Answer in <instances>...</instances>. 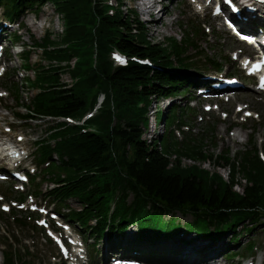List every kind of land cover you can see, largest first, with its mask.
<instances>
[{
  "label": "trees",
  "instance_id": "trees-1",
  "mask_svg": "<svg viewBox=\"0 0 264 264\" xmlns=\"http://www.w3.org/2000/svg\"><path fill=\"white\" fill-rule=\"evenodd\" d=\"M116 2L0 0L9 20L18 18L25 10L38 13L46 3H51L63 19L58 39L48 32L41 42H35L48 64L39 63L35 68L30 63L25 65L35 74V79H27V83L39 92L26 105L28 114L15 113L19 119H61L50 127L48 138L36 141V163L44 165L43 179L45 175L54 186L45 193L35 189V193L69 208L63 215L79 226V232L91 246L92 259L97 256L94 253L98 251V241L105 235L121 239L129 227L137 228L136 247L144 252V245L150 244L156 254L171 237L187 230L210 238L230 233V240L238 242L242 233L248 234L264 223L261 150L250 142L235 157H231L230 150L215 156L205 148L204 140H217L216 120H207L194 136L189 117L194 107L189 101L185 106L172 101L167 110H157V123H166L167 131L150 141L144 138L153 99L188 95L190 87H194V79L178 77L176 71L187 73L192 66V57L186 54L193 41L188 40H193L198 30L188 31L182 41L175 37H168V43L152 41L137 12H126L124 0ZM11 37L21 41L22 36L15 31ZM116 54L126 57V62L119 63ZM23 56L30 61L26 48ZM75 57L77 61L72 66L70 61ZM210 62L212 69L226 68L224 62ZM64 71L72 77L71 85L61 80ZM18 92L16 85L19 100ZM67 117L82 123L68 122L64 119ZM194 117L199 120L197 115ZM178 132L182 134L180 139ZM184 158L213 159L218 165H227L228 179L196 164L183 165ZM36 179V175L30 176L35 185L39 184ZM242 179L246 183L238 192L234 187L242 184ZM12 197L17 200L11 201L16 202L26 199L22 192ZM70 200H76L80 207L72 208ZM144 208L165 216L171 225L176 223L180 228L169 226L159 231L150 226L149 218L136 219L135 214ZM0 213L6 211L1 209ZM187 215L192 218L186 221ZM8 217L21 227L31 225V229L40 230L36 212L22 215L13 211ZM201 225H205L203 229L199 228ZM87 232L94 236L93 241ZM3 247L4 264H39L30 248H16L9 238ZM248 248L253 251L256 246L250 242ZM238 256V252L232 254V258Z\"/></svg>",
  "mask_w": 264,
  "mask_h": 264
},
{
  "label": "rangeland",
  "instance_id": "rangeland-1",
  "mask_svg": "<svg viewBox=\"0 0 264 264\" xmlns=\"http://www.w3.org/2000/svg\"><path fill=\"white\" fill-rule=\"evenodd\" d=\"M116 4V0H111ZM124 10L128 13H132L131 10H135L138 14V18L143 20L147 17L146 13H142L139 7V0H124ZM162 10L155 11L157 14L153 20L148 23L146 22V28L148 30L149 38L152 41H160L168 43V37H175L177 40L182 41L188 36V31L197 29L198 32L194 34L195 37L188 41H193V46L189 47V51L186 55L191 56L193 60L192 66L189 71L180 72L176 71V75L181 78H192L194 82L200 84L205 78L210 76H201L199 74H209L212 77L216 76L217 70L212 69L210 61L224 62L226 68L223 69L222 73L236 76L246 80L245 74L241 69V61L236 59V56L248 48V45L241 41L239 38L231 35L227 29L223 28L219 24V17L215 16L212 11L204 12L202 7L195 6L192 0H163L161 5ZM168 10L167 14L164 9ZM0 16L2 17L3 23L10 27H0L4 32L2 39L7 41L9 44V35H13L15 31L20 30L21 41L19 42L28 51H30V61L27 62L23 55L15 57L12 51L5 52L3 45H0V52L2 58L5 59L1 63L0 68V137L6 138L5 134H9V138L18 139L19 137L23 140L20 142L21 146L24 147L26 152H29L28 158L19 164L12 165L6 164L0 159V166H2V173L6 174V179H0V195L7 197L0 199V206L6 201L17 200L12 196L19 195L20 192L26 195L24 203L17 207H13L9 210V206L4 205L7 212L6 214L0 213V264H4L5 259L2 254L3 243L6 242L7 238L13 242L14 247H28L38 257L39 264H65L67 255L61 249V246H65L68 249L75 247L67 238L69 233H75L79 236V226L74 221L66 218L65 213L69 211L66 206L55 205L45 200L43 195H38L37 192L45 193L54 184L44 175L41 169L44 165H37V160L33 153L36 149V141L48 138L47 135L50 131V127L56 125L57 121L51 117H40L33 116L24 119H18L15 115L16 112L28 114L26 105L30 102V98L33 97L39 90L35 87H31L27 83V79L34 80L35 74L33 70H28L25 65L31 64L32 68H35L39 63L48 64L47 60H44L42 50L35 46V42H41L46 33H51L54 39H58L63 30V19L54 6L51 3H46L38 13L30 10H25L20 14L18 18L7 21L4 16V8L0 7ZM36 17V18H35ZM164 18L163 24L157 22L159 18ZM37 20V23L43 22L44 27L40 28L36 24H31ZM20 22L25 25L24 28L19 27ZM36 22V21H35ZM201 25V27H200ZM203 28V29H202ZM206 51L207 53H205ZM204 52V53H203ZM219 59V60H218ZM216 68V67H215ZM3 72V73H2ZM61 80L71 85L73 83L72 77L67 71L62 72ZM188 74V75H187ZM250 82V83H249ZM247 86L234 92L233 99L229 101H220L221 96L205 94L200 92L202 84L199 86L194 85L190 87L189 94H179L174 98V102L185 106L186 102L194 107L193 111L189 113L190 125L194 128L193 134L201 131L209 119H215L216 123L214 127L216 129L217 140L210 139L209 137L204 140L206 144L205 148L214 155L220 156L222 153L230 150L231 157L237 156L240 150H244L246 146L250 145V142H255L257 147L261 150L262 157L264 158V91L258 89V83L256 81H249ZM16 85L19 87L18 96L16 97ZM164 99V98H163ZM153 99L152 104L148 108L149 125L145 128V132L151 129L155 134L144 133V138L150 141L151 138L161 136L167 131L166 123L161 126L159 124L155 127V117L160 110L167 104L166 100ZM192 99V101H190ZM245 107L242 111L238 112L240 107ZM210 107V108H209ZM210 109L207 111V109ZM252 113L246 120L248 113ZM228 113V115L226 114ZM199 120H194V116ZM210 115V117L208 116ZM203 117V119H202ZM202 119V121H200ZM252 128L254 132H252ZM3 132L5 134H3ZM252 132V133H251ZM179 139L182 138V134L177 133ZM252 134V135H251ZM215 142H217L215 144ZM214 145H217L215 147ZM216 157H214L215 160ZM213 159L210 160H192L188 158L183 159V165L189 166L192 164L199 165L201 168L207 169L211 172H218L225 179H228L229 168L227 165H218ZM12 169L24 171L26 174L36 175L37 179L35 182L39 184L35 185L34 182L16 179L15 176L9 174ZM242 184H238L234 189L238 192L242 191L245 180H241ZM3 197V196H2ZM9 197V198H8ZM5 199V200H4ZM16 205V204H15ZM69 205L72 208H79L80 204L76 200H70ZM17 206V205H16ZM36 214L39 215L37 225L40 227L39 231L31 229L29 226H19L16 221H13L8 217L9 213L19 212L22 215H28L30 210L34 209ZM59 207L60 215L53 213L58 210ZM20 208V209H19ZM54 211H53V210ZM1 210V208H0ZM21 210V211H19ZM47 211H52L47 213ZM56 215V218H51ZM138 220L144 218L150 219V226L158 228L159 231L170 227L180 228V225L169 223L170 220L161 214H153L150 211L140 209L134 216ZM191 215L184 216V220H190ZM172 220H176L175 218ZM179 221V220H176ZM67 223L68 227L63 228L60 224ZM95 221H92L94 224ZM64 225V224H63ZM53 226L55 230L53 229ZM192 228L191 225H187ZM205 225L199 226L203 229ZM78 234H77V233ZM137 228L130 227L121 239L118 236H104L98 241L96 246L97 256L92 259L91 246L88 249L90 254L89 259L93 264H99L101 259L103 261H109L111 258H120L119 256L129 257L133 260L139 261V259L153 262L154 264H178L181 260L197 258L195 255H201V258L208 255V250H194L190 247L195 246V243L200 241L204 242L205 246L211 242L223 241L224 246L220 251V259L216 264H264V223L258 224L254 231L250 233H242L239 237L238 242H232L230 240V233L222 234L216 238L205 237L203 234L197 233L196 231L187 230L182 235L170 238L166 244L162 245L161 252L154 253L150 248V244H145V251H140L136 247V236ZM197 233V234H196ZM87 237H90V241L94 240V236L86 233ZM4 236H7L4 237ZM250 242L254 243L256 249L250 251L248 246ZM112 244L121 247L117 251L108 252L106 245ZM198 252L196 254H193ZM238 252L239 256L232 258V254ZM69 255V254H68ZM96 255V253H94ZM71 254L70 257H73ZM200 258L198 264H206ZM169 262V263H168ZM165 263V264H166Z\"/></svg>",
  "mask_w": 264,
  "mask_h": 264
},
{
  "label": "bare ground",
  "instance_id": "bare-ground-1",
  "mask_svg": "<svg viewBox=\"0 0 264 264\" xmlns=\"http://www.w3.org/2000/svg\"><path fill=\"white\" fill-rule=\"evenodd\" d=\"M235 2H236L238 11L233 12L232 15H233V17H235L239 21L241 29L250 30V31L255 32V34H258V30L254 26V24L246 23V21H249L251 19V18H249L250 15H253V16L257 15V16H260L259 18H262V16H264V6H262L263 8L260 7L255 12V14H250V12L247 11L246 6L247 5L253 6L254 4H256L254 0H235ZM139 7L141 9H146V8L150 7V4H148V6L147 5L143 6V1L141 0V2H139ZM163 9H164L165 13L167 14L168 10L166 8H163ZM151 11H153V10H151ZM247 19H249V20H247ZM157 22L163 24L164 18H162V17L159 18V20ZM31 24H33V25L36 24L40 28L44 27L43 22L37 23L34 21ZM0 27H4V28L10 27L9 25H6L5 23H3L1 16H0ZM248 47H250V46H248ZM76 61H77V58H73L70 61V64L72 66H74ZM199 75L210 76V78H212V76L209 74H202L201 73ZM72 81H73V79H72ZM3 134H5V133L3 132ZM5 136L7 139L0 137V153L3 154L2 156L4 158L9 160L10 162H13V160H16V158L22 157L21 155H22L23 151L22 152L19 151V150H22V148L17 147L18 145H16V143L12 140V138H9V136H10L9 134H5ZM222 246H224L223 241L211 242L210 244H208L206 246H205L203 241L202 242L198 241L195 243V246L190 247V248L194 249V250H200V251L201 250H208V255L203 257V259L201 258L200 254L195 255L197 258L181 260V262H179L178 264H198L200 262V258L206 264H216V262L220 259L219 254H220V251L222 250ZM105 247H106V250L108 252L117 251L121 248V247H118L115 245L112 246V244L111 245L107 244ZM191 253H193V252H191ZM196 253H198V252H195L193 254H196ZM116 259H118V258H116ZM125 259H128V258H125Z\"/></svg>",
  "mask_w": 264,
  "mask_h": 264
},
{
  "label": "water",
  "instance_id": "water-1",
  "mask_svg": "<svg viewBox=\"0 0 264 264\" xmlns=\"http://www.w3.org/2000/svg\"><path fill=\"white\" fill-rule=\"evenodd\" d=\"M139 260H141V261H142V259H139ZM159 264H161V263H159Z\"/></svg>",
  "mask_w": 264,
  "mask_h": 264
}]
</instances>
